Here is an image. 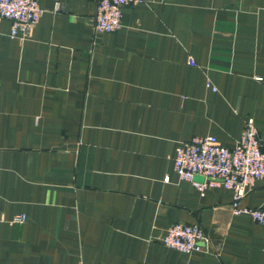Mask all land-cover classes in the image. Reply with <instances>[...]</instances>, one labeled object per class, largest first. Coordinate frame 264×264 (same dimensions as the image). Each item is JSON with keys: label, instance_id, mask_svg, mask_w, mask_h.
<instances>
[{"label": "crops", "instance_id": "crops-1", "mask_svg": "<svg viewBox=\"0 0 264 264\" xmlns=\"http://www.w3.org/2000/svg\"><path fill=\"white\" fill-rule=\"evenodd\" d=\"M37 1L28 38L0 21V264H264L232 191L173 171L181 144L231 150L250 118L264 151V0H145L110 34L94 0ZM240 206L264 210V179ZM176 224L205 251L163 246Z\"/></svg>", "mask_w": 264, "mask_h": 264}, {"label": "built area", "instance_id": "built-area-1", "mask_svg": "<svg viewBox=\"0 0 264 264\" xmlns=\"http://www.w3.org/2000/svg\"><path fill=\"white\" fill-rule=\"evenodd\" d=\"M94 1V31L107 34L120 29L122 10L125 7L146 2ZM60 9L61 5L56 3L54 10ZM43 12L37 0H0V21L10 23V39L28 38ZM188 64L195 66L193 61ZM207 87H210L209 83ZM173 171L180 181L189 182L200 195L207 189L217 187L232 191L233 199L229 206L231 214L249 216L264 232V210L240 206V202L252 190L254 183L264 179V151L261 149L253 119L244 122L241 135L231 150L222 147L214 136L196 137L181 144L173 159ZM164 181L167 182L168 178ZM24 221L25 217L19 215L14 217L12 224L21 225ZM158 241L163 246L186 255L205 251L202 245L208 243L204 231L197 224L173 225Z\"/></svg>", "mask_w": 264, "mask_h": 264}]
</instances>
